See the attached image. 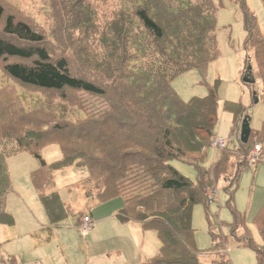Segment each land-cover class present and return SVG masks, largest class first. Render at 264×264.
Segmentation results:
<instances>
[{
	"label": "trees",
	"instance_id": "1",
	"mask_svg": "<svg viewBox=\"0 0 264 264\" xmlns=\"http://www.w3.org/2000/svg\"><path fill=\"white\" fill-rule=\"evenodd\" d=\"M236 1L246 32L244 44L254 49L264 102V38L246 1ZM212 2L124 0L110 29V59L102 72L89 70L97 64L92 63L93 47L88 42L91 12L86 0H51L55 29L32 17L22 18V9L7 11L0 0L1 74L44 93L45 98V104L27 107L15 84L0 87V223H14L5 209V196L11 189L7 158L27 153L37 160L38 167L29 177L51 225L74 214L57 191H46L52 188V173L77 162L89 175L73 186L83 185L99 203L121 198L115 215L121 222L135 221L144 231L156 232L158 253L136 264H202L192 213L195 204L205 202V190L212 184L211 168L215 181L223 175L227 183L230 233L254 251L256 264H264V248L253 241L244 213L233 204L239 173L228 172L229 155L222 152L212 166L202 165L218 122L219 79L207 86L204 96L187 101L171 86L190 70H196L204 81L208 63L219 55ZM261 3L264 8V0ZM64 25L76 35L74 66L66 53L57 51L58 30ZM74 67L87 70V75H76ZM9 90L15 93L13 97ZM79 92L102 99L105 107H87ZM77 94L80 101L75 99ZM74 108L83 112L73 120ZM223 108L232 115L231 133L237 134L239 121L246 116L245 105L224 100ZM252 137L262 145L264 121L259 129L250 128L248 140ZM248 140L239 142L243 153L250 147ZM52 144L59 146L61 157L47 163L41 151ZM175 158L195 166V181L175 169L170 163ZM253 221L264 241V203ZM237 229L243 234L235 235ZM220 256L218 264H233L223 253Z\"/></svg>",
	"mask_w": 264,
	"mask_h": 264
},
{
	"label": "rangeland",
	"instance_id": "2",
	"mask_svg": "<svg viewBox=\"0 0 264 264\" xmlns=\"http://www.w3.org/2000/svg\"><path fill=\"white\" fill-rule=\"evenodd\" d=\"M45 1L48 6L42 0H3V3L7 11L17 13L16 10L22 9V18H24L23 16L26 18L32 17L44 27L49 28L51 26V28L55 29L56 21L51 15V0ZM86 1L91 12V28L88 42L93 47L91 53H94L93 58L95 59V62H90L97 64L95 67L91 66L89 70L96 68L98 71L103 72L106 71V62L110 59L108 55L111 48L108 40L112 35L110 29L113 28L115 20L118 19L124 0ZM245 1L249 9L255 14L260 32L264 38V8L261 0ZM212 3L216 7L217 14V27L214 31L219 55L208 63L204 81L196 70H190L174 79L171 86L183 100L187 101L193 96H204L208 91L207 86L212 85L215 79H219L217 87L219 98L218 122L214 129V135L225 138L228 141L226 144L227 148L216 151L208 146L202 165L205 167L212 166V159L215 158L216 161L217 155L222 153L221 151L229 155L228 172L230 174H233L234 171L240 172L237 182L233 185V188H235L232 196L233 204L237 211L244 213V224H247V231L253 241L264 248V241L261 239L259 230L253 221L256 213L264 203V141H261L262 150L260 156L263 155L262 158L259 157L258 161L254 163L246 159V154L250 151L251 145L260 141H256L252 137L248 140L250 141L248 151L245 153L238 151L237 148L239 142H241L239 134L242 119L238 124V133H231L232 115L223 108L224 100L241 101L246 107L244 115L250 118L249 127L259 129L264 121V102L261 95L260 73L257 71L254 49L244 44L246 32L239 3L236 0H213ZM48 12L50 19H48ZM72 34L68 32L67 27L64 25L60 26L58 30L60 38L56 36L60 43L57 46L58 53H66L65 55L74 66L76 59L72 55V51L75 49L77 40L75 39L76 35ZM81 68L74 67L76 75H87V70ZM248 70L254 78V82L246 84L242 82V76ZM86 77L95 79L93 75ZM7 84L16 85V91L20 94L25 106L34 107V105H39V103L40 105L45 104L44 93L35 92L32 88L14 83L10 77L3 76L0 71V87ZM3 88H6V86ZM8 93H10L8 94L9 97L10 95L13 97L15 94L12 90H9ZM79 94L84 97L87 107L95 110L105 107V101L102 99L99 100L83 92H79ZM69 95L71 97V93ZM79 98L80 96L77 94L75 99L80 101ZM256 98L257 100L255 101ZM69 111H71V108H69ZM82 112V109L77 112L74 108L71 119L74 120L82 116ZM41 155L45 162L50 163L61 157V151L58 145L52 144L45 147L41 151ZM170 163L184 176L193 181L196 180L197 171H195L194 165L176 158L170 160ZM7 167L11 180V190L7 197V209L18 214L15 219L18 220V227L20 228L25 218H27V215H20L16 209V205L21 198H23L32 212L39 216L38 218L41 217L45 223H48L29 177L30 171L38 167L35 157L27 153H19L7 158ZM88 175L87 168L79 166L77 162L71 167L53 171L52 188L46 191H57L65 201L69 202L68 204L71 205L72 213L74 214H70L58 224L57 228L51 231L50 241L41 240V237H49L48 230L39 231L33 236H31L33 232L26 236L21 234L19 238L11 241L3 240L4 243H0V258H9L7 252L11 249L15 252V254H12L15 260H25L33 263L35 262L33 258L41 254L44 258H47L44 259L46 264H65V259H62L61 255V251L64 250L65 256H69V264H93L91 263L93 259H96V264H123L120 263L122 255L117 252H111L108 249L109 244L106 243V246L97 244L92 247H86L85 240L88 237L84 238L80 234L77 223L79 212L89 211L94 207H100L99 209L106 207L107 210L108 208H119L122 203L121 198H113L104 203L95 204L97 200L93 193H86L83 185L79 187L73 186L74 183L83 180ZM210 175L212 184L209 187L216 186L218 196L212 203H208L205 200V202L201 201L195 204L192 213L195 241L197 247L201 250L198 255L200 262L202 264H218L221 258L220 254L223 253L233 264H256L254 251L248 246L239 244L237 239H234V236L230 233L229 223L232 221V214L226 205L228 195L225 187L227 183L223 175H220L215 181L211 168ZM13 190H15L14 193L12 192ZM17 193L21 196H18ZM5 203L7 204L6 196ZM8 210L7 212H9ZM139 225L141 227L140 223ZM0 231L12 234L19 230L11 225L0 223ZM151 231L148 232L149 241L145 242V253L152 247L150 244L151 239H154L158 247L160 245L156 232ZM241 234H243V230L237 229L235 235L240 236ZM66 240L68 241L67 243L65 242ZM2 261L4 260L0 259V264L4 263Z\"/></svg>",
	"mask_w": 264,
	"mask_h": 264
},
{
	"label": "crops",
	"instance_id": "3",
	"mask_svg": "<svg viewBox=\"0 0 264 264\" xmlns=\"http://www.w3.org/2000/svg\"><path fill=\"white\" fill-rule=\"evenodd\" d=\"M261 95H262V90H261ZM249 121H250V118H249ZM249 125H250V122H249ZM252 145H251L250 149L252 148ZM241 148L242 147L239 143L237 150L240 151L241 153H243ZM261 150H262V147H261ZM221 152H223V151H221ZM219 155H221V153ZM219 155H217L218 158H219ZM262 156H260V157L262 158ZM213 161H215V158L212 159L211 163H213ZM233 173H235V171ZM238 177H239V174H238ZM237 180H238V178H237ZM9 191L6 194V201H7V204L5 203V209L6 210H8L7 209V205H8V198L7 197L9 195ZM12 192L14 193L15 190H13ZM17 194H18V196H21L19 193H17ZM89 195H91V194H89ZM11 200H12V198H11ZM62 200L65 201L63 198H62ZM65 202H67V201H65ZM68 203L69 202H67V204ZM101 203H104V202H101ZM101 203L96 201L95 204H101ZM99 208L100 207H94L92 210H89V211H81V212H83V214L84 213L89 214L93 220L92 229L84 237V238L88 237V239L85 240L86 247H89V246L92 247L93 245H97V244L106 246V243H107V244H109L108 249H110L111 252H117V253L122 255V259L120 260V263H123V264H125V263L126 264L140 263V262H143L144 260H146L147 258H150L151 256L156 255L158 253L159 247H158L157 243L154 242V239H151L152 241L150 244L152 247H150V249H148L147 252L145 253V248H146L145 242L149 241L150 237H149L148 232H150L151 230H147V231L145 230L144 231L142 229V227H140L139 223L135 222V221L121 222L117 218V216H115L117 213V210L119 208H116V207L108 208V210L106 209V207H103L101 209H99ZM16 209L18 210L20 215H27V218H25L24 222L22 223V226L19 228L18 227L19 226L18 220H15L18 214H15L12 210H8L13 215V218H14L13 219L14 223L11 226L16 227L19 231L16 233H12V234H9V233L4 232V231H0V243L1 244L4 243L3 240H8V241L15 240V239L19 238L21 234H24L26 236V235L30 234L31 232H33V234H31V236H33V235H36L37 232L44 231V230L49 231V237L48 236L41 237V240L42 241H47V240L50 241L51 240V236H50L51 231H53L54 228H57L58 224L57 225H51L48 222V218H47V222L49 224L45 223L44 219H42L41 217L38 218L39 216H37V214L35 215L34 214L35 212H32V210L29 208V206L26 204V202L23 200V198H21V200H19V203L16 205ZM79 219H80V215L78 217L77 223H78ZM67 235H68V233H67ZM129 235H130V238H129ZM65 242L67 243L68 241L66 240ZM7 253H8L9 258H0V259L4 260L2 262L6 263V264L8 262H11V261L13 262V264L16 262H25L27 264H46L44 259H47V258H44V256H42L41 254H39V256L33 258V259H35L34 260L35 262L29 263V262H26L25 260H20V261L15 260L14 256L12 255V254H15L14 250L9 249ZM61 255H62V259H65V264H69L68 263L69 256H65L64 250L61 251ZM136 260H137V262H136ZM95 261H96V259H93V260H91V263L96 264ZM113 261H115V260H113Z\"/></svg>",
	"mask_w": 264,
	"mask_h": 264
},
{
	"label": "built area",
	"instance_id": "4",
	"mask_svg": "<svg viewBox=\"0 0 264 264\" xmlns=\"http://www.w3.org/2000/svg\"><path fill=\"white\" fill-rule=\"evenodd\" d=\"M227 140L218 135H213L210 139L209 146L214 150H222L226 147ZM261 152V144L256 142L252 145L250 151L246 154V159L254 163L258 161ZM218 196V189L215 187H209L205 190V200L208 203H212L216 200ZM78 227L80 229V234L82 237H85L93 227V220L89 214H82L78 221ZM14 264H27L25 262H16Z\"/></svg>",
	"mask_w": 264,
	"mask_h": 264
},
{
	"label": "water",
	"instance_id": "5",
	"mask_svg": "<svg viewBox=\"0 0 264 264\" xmlns=\"http://www.w3.org/2000/svg\"><path fill=\"white\" fill-rule=\"evenodd\" d=\"M242 82L249 84L254 82V78L250 74L249 70L245 71L242 76ZM257 98L255 99V101ZM249 117L245 116L242 119L241 126H240V134L239 139L242 143H246L250 134V127H249Z\"/></svg>",
	"mask_w": 264,
	"mask_h": 264
}]
</instances>
